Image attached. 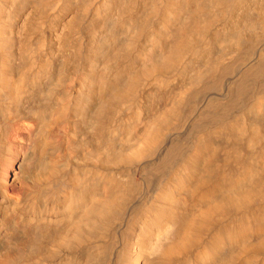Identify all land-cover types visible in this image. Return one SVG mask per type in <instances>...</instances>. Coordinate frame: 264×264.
Listing matches in <instances>:
<instances>
[{
  "label": "bare ground",
  "instance_id": "bare-ground-1",
  "mask_svg": "<svg viewBox=\"0 0 264 264\" xmlns=\"http://www.w3.org/2000/svg\"><path fill=\"white\" fill-rule=\"evenodd\" d=\"M0 264H264V0H0Z\"/></svg>",
  "mask_w": 264,
  "mask_h": 264
},
{
  "label": "rangeland",
  "instance_id": "rangeland-1",
  "mask_svg": "<svg viewBox=\"0 0 264 264\" xmlns=\"http://www.w3.org/2000/svg\"><path fill=\"white\" fill-rule=\"evenodd\" d=\"M9 166V167H8ZM12 170H13V167H11L10 164H6L4 167H3V170H2V176L4 179H8V176L10 173H12Z\"/></svg>",
  "mask_w": 264,
  "mask_h": 264
}]
</instances>
